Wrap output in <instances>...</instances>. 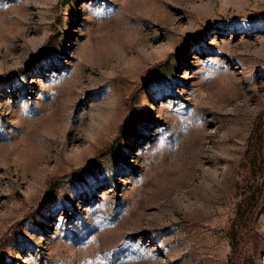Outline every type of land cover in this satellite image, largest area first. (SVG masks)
Masks as SVG:
<instances>
[{"label":"rangeland","instance_id":"1","mask_svg":"<svg viewBox=\"0 0 264 264\" xmlns=\"http://www.w3.org/2000/svg\"><path fill=\"white\" fill-rule=\"evenodd\" d=\"M263 116L264 0H0V264H228Z\"/></svg>","mask_w":264,"mask_h":264},{"label":"trees","instance_id":"2","mask_svg":"<svg viewBox=\"0 0 264 264\" xmlns=\"http://www.w3.org/2000/svg\"><path fill=\"white\" fill-rule=\"evenodd\" d=\"M245 174L246 179L242 190L243 200L240 205L243 223L242 237L239 240L235 239L232 245L234 256L231 257L228 264H246L242 262V256H247L248 229L250 224L256 220L259 213L258 203L264 195V191L261 190V177L264 176V116L249 143ZM236 253L238 256H235Z\"/></svg>","mask_w":264,"mask_h":264}]
</instances>
